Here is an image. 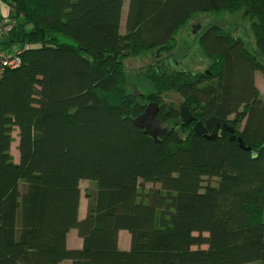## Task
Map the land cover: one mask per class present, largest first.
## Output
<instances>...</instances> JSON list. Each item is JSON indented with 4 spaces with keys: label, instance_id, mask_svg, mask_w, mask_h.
I'll list each match as a JSON object with an SVG mask.
<instances>
[{
    "label": "trees",
    "instance_id": "obj_1",
    "mask_svg": "<svg viewBox=\"0 0 264 264\" xmlns=\"http://www.w3.org/2000/svg\"><path fill=\"white\" fill-rule=\"evenodd\" d=\"M3 1L0 49L21 62L0 78V264H264V0H128L123 33L124 0ZM225 11L250 19L256 50L211 22L198 34L206 69L164 56L129 89L126 57L161 55L190 17ZM149 103L168 128L157 142L134 123ZM181 105L224 119L251 150L223 130L195 135Z\"/></svg>",
    "mask_w": 264,
    "mask_h": 264
},
{
    "label": "rangeland",
    "instance_id": "obj_2",
    "mask_svg": "<svg viewBox=\"0 0 264 264\" xmlns=\"http://www.w3.org/2000/svg\"><path fill=\"white\" fill-rule=\"evenodd\" d=\"M128 0L123 1L122 11H121V27L120 31L124 32V20L127 11ZM216 23L222 26L224 30L229 31L234 36H239L243 39L246 47L250 51L256 50V46L254 44V37L251 30V21L248 17H245L242 12H234L230 13L229 11H225L222 14L220 12H199L192 17H190L189 21L186 23L185 27H183L178 34L175 36V39L169 49V51H162L161 55L157 56L155 50H145L136 55H129L123 61L124 72L126 81L129 89H132L134 93H138V81L140 77L144 74V70L146 66L153 62L155 59H159L161 57L167 56L170 63L177 61L178 68H191L192 70H204L207 68L209 59L206 55L201 51L198 45V34L204 29V27L208 23ZM199 27L197 28V26ZM193 26H195V32H192ZM59 41L65 42L68 44H75V42L64 36L59 35ZM169 52V53H168ZM171 52V53H170ZM256 52V51H255ZM261 60L264 59L259 56ZM255 82L260 91V94L264 96V76L260 71H257L255 74ZM166 102H173L176 105L178 104V100L180 97L171 92L169 94H165L163 97ZM13 132V131H12ZM13 137L15 138L16 133L14 131ZM14 151V149H13ZM92 183L89 180H81L80 182V197H81V208L84 209V204H86V198L84 196V190L87 188H91ZM143 189H147L151 186H154L151 183H143L140 185ZM157 186V185H156ZM120 233V246L124 247L128 244L129 234L127 231L122 230ZM78 235L76 231L72 230L69 235V241L74 242L77 239Z\"/></svg>",
    "mask_w": 264,
    "mask_h": 264
},
{
    "label": "water",
    "instance_id": "obj_3",
    "mask_svg": "<svg viewBox=\"0 0 264 264\" xmlns=\"http://www.w3.org/2000/svg\"><path fill=\"white\" fill-rule=\"evenodd\" d=\"M198 27L199 25L197 28ZM195 29V26H193L192 32H195ZM157 110L158 106L155 103H149L146 105L144 112L134 119L135 125L143 128V132L153 138L155 142L158 141L157 136L159 134L168 131L167 124L161 123L156 119L155 115ZM179 116L181 122L185 125H188L191 121H193L192 129L197 136L214 139L218 135V132L223 130L229 133V140H236L238 142V146L240 148L251 150L249 146H245L241 137L235 134L233 127L222 118L209 116L201 121L196 115L192 114L185 105L180 106Z\"/></svg>",
    "mask_w": 264,
    "mask_h": 264
},
{
    "label": "crops",
    "instance_id": "obj_4",
    "mask_svg": "<svg viewBox=\"0 0 264 264\" xmlns=\"http://www.w3.org/2000/svg\"><path fill=\"white\" fill-rule=\"evenodd\" d=\"M8 11H9V8L8 6L6 5V3L3 1V0H0V21L3 22V19L6 18V16L8 15ZM2 22H0V26L2 25ZM16 133V136L15 138L13 137V133ZM17 143H18V136H17V130H13L12 132V141H11V145H10V153L11 155L13 156V160L16 162L18 160V150H17ZM14 149V151H13ZM87 203V201H86ZM81 206V197H80V201H79V217L82 218L84 217L85 215V212H86V204H84V209L82 210V208L80 207ZM263 219H264V211H263ZM74 230L76 231L75 229H71L68 233H67V239H66V245L67 247L69 248H79L81 247L82 245V240L81 238L78 236L77 239L74 241V242H70L69 241V235H70V232ZM123 232L122 230L119 231V236H120V233ZM118 236V245L121 249H126L128 248L129 246V239H128V244L124 247H121L120 246V238ZM59 264H71V261L68 260V259H65L61 262H59Z\"/></svg>",
    "mask_w": 264,
    "mask_h": 264
},
{
    "label": "built area",
    "instance_id": "obj_5",
    "mask_svg": "<svg viewBox=\"0 0 264 264\" xmlns=\"http://www.w3.org/2000/svg\"><path fill=\"white\" fill-rule=\"evenodd\" d=\"M7 18L4 22H7ZM10 25H6L4 30L9 29ZM21 58L19 50L14 48L10 52L0 49V78L7 69H14L20 65Z\"/></svg>",
    "mask_w": 264,
    "mask_h": 264
},
{
    "label": "flooded vegetation",
    "instance_id": "obj_6",
    "mask_svg": "<svg viewBox=\"0 0 264 264\" xmlns=\"http://www.w3.org/2000/svg\"><path fill=\"white\" fill-rule=\"evenodd\" d=\"M201 121H203V120H201Z\"/></svg>",
    "mask_w": 264,
    "mask_h": 264
}]
</instances>
